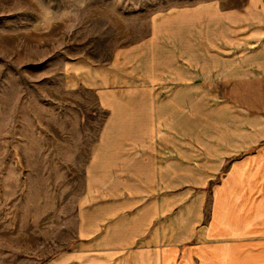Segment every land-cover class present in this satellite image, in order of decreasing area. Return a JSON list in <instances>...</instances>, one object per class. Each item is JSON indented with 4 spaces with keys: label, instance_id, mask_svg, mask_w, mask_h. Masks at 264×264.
<instances>
[{
    "label": "rangeland",
    "instance_id": "rangeland-1",
    "mask_svg": "<svg viewBox=\"0 0 264 264\" xmlns=\"http://www.w3.org/2000/svg\"><path fill=\"white\" fill-rule=\"evenodd\" d=\"M262 144L264 0H0V264H140L108 196Z\"/></svg>",
    "mask_w": 264,
    "mask_h": 264
},
{
    "label": "crops",
    "instance_id": "crops-1",
    "mask_svg": "<svg viewBox=\"0 0 264 264\" xmlns=\"http://www.w3.org/2000/svg\"><path fill=\"white\" fill-rule=\"evenodd\" d=\"M232 157L219 160L214 185L205 164L203 184L190 179L183 192L179 160L157 163L138 187L108 196L107 236L140 264H264V144Z\"/></svg>",
    "mask_w": 264,
    "mask_h": 264
}]
</instances>
